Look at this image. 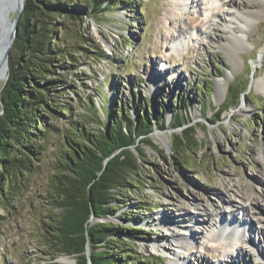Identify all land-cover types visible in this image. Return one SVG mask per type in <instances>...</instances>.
<instances>
[{"label": "rangeland", "instance_id": "374dc122", "mask_svg": "<svg viewBox=\"0 0 264 264\" xmlns=\"http://www.w3.org/2000/svg\"><path fill=\"white\" fill-rule=\"evenodd\" d=\"M205 1L195 0L191 6L189 0L185 4L179 0H131L128 8L114 0L105 12L106 19L87 17L81 25L71 26L86 31L109 58L93 50L87 54L77 51L78 68L60 69L65 80L57 91L64 115L48 118L56 131L43 143L40 161L9 212L0 209V264H75L68 255L52 259L42 242L43 223L56 212L49 196L54 159L73 125L96 127L84 117L91 105L103 120L102 108L117 99V106L130 109L135 117L131 99L135 106L137 97L148 99L152 107L165 105L168 124L172 106H180L183 115H190L187 124L195 126L198 140L193 153L181 154V164H177L172 136L181 128L160 131L154 127L149 134L158 152L143 146L140 172L144 184L138 190L144 191L151 210L139 212L143 220L137 224L152 231L149 240L140 242L139 251L157 257L161 264H174L175 239L187 228L196 238L187 249L177 248L183 252V264H264V200H258L255 214L249 210L253 220L249 228L260 231L251 234L253 243L239 238L227 250L204 238L210 224L216 229L220 224L213 214L203 212L206 206L216 207L225 213L222 220L228 212L241 217L242 213L230 210L223 200H249L264 193V88L259 86L264 79V12L248 19L235 7L264 10V0L225 4L208 0L210 5L203 4ZM231 21L238 26L233 33ZM180 29L182 37L178 36ZM210 29L215 31L214 37H210ZM183 40L185 46L177 47ZM5 81L0 78V88ZM242 86L236 105L223 110L235 88ZM218 110H222L219 119L209 122ZM158 134H168V143L158 142ZM189 163L193 167L184 166ZM125 197L128 204L123 208L133 210L135 195L128 191Z\"/></svg>", "mask_w": 264, "mask_h": 264}, {"label": "trees", "instance_id": "16d2710c", "mask_svg": "<svg viewBox=\"0 0 264 264\" xmlns=\"http://www.w3.org/2000/svg\"><path fill=\"white\" fill-rule=\"evenodd\" d=\"M111 1L24 0L9 53L8 77L0 88V209L6 213L40 161L43 143L56 131L48 118L64 115L57 91L65 80L60 69L78 68L77 51L87 54L93 50L109 58L86 31L71 26L81 25L87 17L106 19ZM120 1L132 7L131 0ZM244 87L235 88L223 110L236 105ZM210 93L211 89L205 88L207 97ZM131 102L135 117L130 109L118 107L115 99L102 108L103 120L91 105L84 117L96 127L73 125L64 136L49 181V196L56 212L47 216L42 233L43 245L52 259L68 255L75 264H161L157 257L139 251L140 242L149 240L152 231L137 224L143 220L138 213L151 210L144 191L138 190L144 184L140 172L143 146L158 152L149 138L154 127L160 131L181 128L172 136L171 147L177 164H181L179 156L193 153L198 140L195 126L187 124L190 115H183L180 106H172L168 124L165 105L152 107L148 99L141 101L138 97L135 106ZM221 112L218 110L209 122L218 120ZM128 191L137 200L133 210L123 208L128 204Z\"/></svg>", "mask_w": 264, "mask_h": 264}, {"label": "bare ground", "instance_id": "6f19581e", "mask_svg": "<svg viewBox=\"0 0 264 264\" xmlns=\"http://www.w3.org/2000/svg\"><path fill=\"white\" fill-rule=\"evenodd\" d=\"M182 1L183 3L182 4H185V1L186 0H179V2ZM194 1L195 0H189V3L190 5L194 6ZM223 3H231V0H229L227 2V0H223ZM203 4H209V1H205L203 2ZM180 5V4H179ZM235 7L238 9V11L242 12L244 16H242L243 18H254V17H257L258 14H262L264 12L263 9L261 10H251V9H246L244 11H242L240 9V6L239 4L235 5ZM205 9V8H204ZM203 10V9H202ZM207 9L204 10V12L206 11ZM14 11L15 8H11L9 13L11 14L12 12L15 13ZM203 12V11H202ZM12 13V14H13ZM11 14V15H12ZM207 14H208V10H207ZM204 16V15H203ZM205 16H206V13H205ZM239 20V19H238ZM210 24H212V22H210ZM210 24L208 23V27L210 26ZM228 24H232L234 26H232V33L233 31L235 32L236 28L238 27L237 25H235L234 21H231L230 23ZM241 30V29H240ZM182 29H180L178 31V36H183L184 34L181 32ZM210 37H214L215 35V31L211 30L210 29ZM236 36V35H234ZM237 38V36H236ZM175 45V44H174ZM177 47H183L185 46V42L184 40L180 43H176ZM259 86L263 87L264 88V79H262L260 82H259ZM160 138V140H158V142L160 143H165L167 144L168 143V134H158V139ZM258 200H264V193L259 196V197H255V196H251L250 199L246 200H243L241 198H239V200H231L228 198V200H223L224 203L227 204L228 207H230V210H237L238 213H242L241 217H238V216H233L230 212L227 213V215H224V218L223 220L221 219V216L224 213V211H216V207H212L213 209H210L208 208V206H206L203 210V212L205 213H208V215H214L215 218H217V223L220 224V226L216 229V228H212L211 224L209 225L208 228L205 229L204 231V238H206V240H210L212 242H214L215 244H217L218 246L222 247V248H225L227 250V247H229V245L231 246L236 239H239V238H243V240L245 241H250L253 243V239H251V234L252 233H260V231L257 230V228L254 227L253 228H249V225L253 222V220L251 219V216L249 215V210H252V212L255 214V208L259 207L258 205ZM210 206V205H209ZM215 211V212H213ZM205 213V214H206ZM203 214V213H202ZM251 226V225H250ZM185 231V233L183 232H179L180 236H178L176 239H175V242H176V247L179 248V249H187L191 243L193 242V240H195L196 236H195V232H190L191 230L185 228L183 229ZM173 249L174 253L172 256V259L174 260V264H180L182 262H184V258L180 255L182 254L183 252L182 251H178V249ZM227 252V251H226ZM232 260L234 259L233 257V254H230L229 255ZM182 259L181 262H179L180 260ZM62 261H68L66 258H62L61 259ZM217 264H222V263H217Z\"/></svg>", "mask_w": 264, "mask_h": 264}, {"label": "water", "instance_id": "95a60500", "mask_svg": "<svg viewBox=\"0 0 264 264\" xmlns=\"http://www.w3.org/2000/svg\"><path fill=\"white\" fill-rule=\"evenodd\" d=\"M23 6L24 0H0V78L3 79L8 77L9 53L17 34L18 20ZM11 8L16 10L12 15L9 13ZM0 113H2V110ZM133 151L137 154L136 150ZM93 220L94 218L91 217V221ZM86 254H89L88 248H86ZM88 262L90 263V259Z\"/></svg>", "mask_w": 264, "mask_h": 264}]
</instances>
